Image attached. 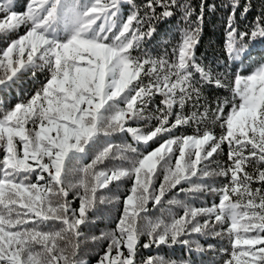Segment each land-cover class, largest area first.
Instances as JSON below:
<instances>
[{"label": "snow or ice", "instance_id": "6c2138e0", "mask_svg": "<svg viewBox=\"0 0 264 264\" xmlns=\"http://www.w3.org/2000/svg\"><path fill=\"white\" fill-rule=\"evenodd\" d=\"M229 4L224 51L239 66L247 59L241 42L264 38V18L241 31L237 10L242 18L249 6ZM18 7L17 0H0V34H17L0 49V91L27 74L45 79L29 99L0 112V264H87L80 237L97 204L126 179L133 183L114 230L91 237L108 241L96 264H177L151 256L141 262L138 245L191 251L193 234L226 235L223 264H264V63L235 73L230 86L197 60L205 9L216 5L202 0L198 13L184 0H26ZM177 12L184 26L172 58H154L144 42ZM205 86L230 87L231 98L213 107ZM158 96L163 107L151 109ZM192 125L195 134H177ZM120 134L136 146L114 144ZM225 145L230 163L210 169ZM257 162L256 174L247 171ZM211 176L224 177L223 186L211 187ZM173 189L217 193L219 203L169 199L183 215L167 223L148 219L149 202L163 207ZM217 225L223 231H213Z\"/></svg>", "mask_w": 264, "mask_h": 264}, {"label": "trees", "instance_id": "16d2710c", "mask_svg": "<svg viewBox=\"0 0 264 264\" xmlns=\"http://www.w3.org/2000/svg\"><path fill=\"white\" fill-rule=\"evenodd\" d=\"M184 2L190 3L192 7L199 12V4L202 0H184ZM206 5L215 4L216 10L209 11L205 9V18L203 25V32L201 34L200 43L197 45L196 57L197 60L203 64L211 66L214 71L221 74L225 80V83L228 85H233L234 83V74L237 72H248L250 69H254L259 64L264 63V38L250 39L245 38V41L241 43L247 44V51L245 55L247 59L244 60L242 65H236L228 62L227 56L224 51V45L226 41V22L227 17L230 14L231 7L229 0H203ZM26 3V0H17L19 7L17 11L23 10V5ZM137 3H142V0H137ZM241 5L247 4L249 6V12L246 16L241 18L242 8L237 10L238 17V28L241 31H250L252 27L255 26V23L258 19L264 18V0H240ZM229 4L228 7L223 5ZM183 22L180 19V13L171 18L170 23H160L157 25V30L159 35H154L150 40L144 42V49L147 50L154 58H169L171 59L172 46L180 40V32L178 28H182ZM24 29L19 30V34H23ZM171 33V39L165 36V33ZM17 38V34H0V49L4 48L12 39ZM167 51V54H166ZM226 74V75H225ZM198 75V74H197ZM45 74L38 73L36 77L31 76L30 74L22 76L19 80L16 81L11 88H3L0 91V112L4 110L5 107H11L16 102L26 101L33 95L41 86V81H44ZM205 97L213 102V107L215 106L216 100H223L225 98H231L230 87L226 88H215L214 86H205ZM161 97H156V102L149 107L155 109L157 106L163 107L159 104ZM231 105L225 108V112L230 110ZM174 111H179L178 108ZM155 124V121L149 122L145 125L144 122H139L138 124L134 123L133 126H138L141 128L152 127ZM196 126L192 125L191 127L185 126L177 131L179 135H192L195 134ZM217 134L221 131L219 127L215 128ZM121 138H113V142L116 145L132 144L135 145V142L132 141L130 136H125L120 134ZM153 147L158 145L153 144ZM142 150L143 147L141 146ZM2 155V152H0ZM89 159L86 163H90ZM230 163L227 160V145L224 146V151L220 152L215 159V163L210 165V169H215L217 165L220 167H225ZM103 167V166H100ZM260 167L257 162L255 166L250 165L247 168V171L250 173L256 174L257 169ZM73 182H76V177H70ZM206 182L211 187H222L223 182L225 181L224 177L211 176L205 178ZM163 181V176H160V179L156 181V186ZM132 180H124L121 182V187L118 190H114L111 193H107L108 199L105 203L97 204L95 215L92 216V224L89 228L84 230V236L80 237V247H79V256L87 262V264H96L99 254H102L106 250L108 241L100 240L97 243L92 240L90 242L88 236L89 234L96 229L100 224L106 226L111 232L114 230L116 223H118V218L123 212V201L126 199V196L130 194V189L132 186ZM259 182H254L253 187H260ZM111 187V185H110ZM187 187V185H185ZM179 188V186H178ZM76 189L70 190L69 199L73 200V206L78 207L79 200L74 198L73 193ZM107 192V190H104ZM169 199H178L183 200L186 203L191 204L194 207H210L213 204L219 203V196L217 193H212L210 191L196 193V194H187L179 193L177 189H173L171 192L166 193V196L162 200L163 207L156 205L153 207V202H149L148 208L149 212L146 214L148 219L155 221L158 219L164 220L166 223L170 222L173 217H179L183 215V208L179 205L168 204ZM144 215V214H142ZM112 216V217H110ZM201 223L206 219L205 217H200ZM146 222V221H145ZM213 231H223V229L217 225ZM192 240V250L189 251L188 247L183 245H174L171 248L161 246L157 249L153 246L150 249H143L138 245V257L137 259L141 262L147 260L151 257H162L165 260H176L177 264H180L181 261L185 264H223V260L226 258V253L224 252L225 248L229 247L227 236L217 237L213 235L208 236H198L193 234L191 237ZM147 237L141 238V244L146 243ZM199 244L202 251H197L196 245ZM209 245L212 247L210 248ZM126 251V249H123Z\"/></svg>", "mask_w": 264, "mask_h": 264}, {"label": "rangeland", "instance_id": "374dc122", "mask_svg": "<svg viewBox=\"0 0 264 264\" xmlns=\"http://www.w3.org/2000/svg\"><path fill=\"white\" fill-rule=\"evenodd\" d=\"M110 217H112V216H110ZM105 232H110L109 231V229L106 227V226H103V225H98L97 227H96V229H94L90 234H89V236H88V238L90 239L89 241L90 242H92V239H91V237L92 236H99L101 233H105ZM103 241V240H102ZM96 243L98 242V241H95Z\"/></svg>", "mask_w": 264, "mask_h": 264}]
</instances>
